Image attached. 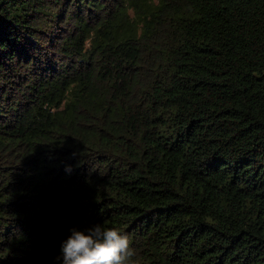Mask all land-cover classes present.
Instances as JSON below:
<instances>
[{"label":"trees","instance_id":"obj_1","mask_svg":"<svg viewBox=\"0 0 264 264\" xmlns=\"http://www.w3.org/2000/svg\"><path fill=\"white\" fill-rule=\"evenodd\" d=\"M96 224L264 264V0H0V264Z\"/></svg>","mask_w":264,"mask_h":264},{"label":"clouds","instance_id":"obj_2","mask_svg":"<svg viewBox=\"0 0 264 264\" xmlns=\"http://www.w3.org/2000/svg\"><path fill=\"white\" fill-rule=\"evenodd\" d=\"M61 252L62 264H131L136 254L127 235L101 224L86 231L72 229Z\"/></svg>","mask_w":264,"mask_h":264}]
</instances>
